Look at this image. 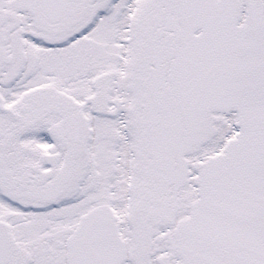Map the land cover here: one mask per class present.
Instances as JSON below:
<instances>
[{
  "label": "snow or ice",
  "instance_id": "6c2138e0",
  "mask_svg": "<svg viewBox=\"0 0 264 264\" xmlns=\"http://www.w3.org/2000/svg\"><path fill=\"white\" fill-rule=\"evenodd\" d=\"M0 264H264V0H0Z\"/></svg>",
  "mask_w": 264,
  "mask_h": 264
}]
</instances>
